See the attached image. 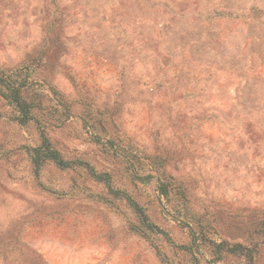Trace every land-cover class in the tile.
<instances>
[{"label": "rangeland", "instance_id": "1", "mask_svg": "<svg viewBox=\"0 0 264 264\" xmlns=\"http://www.w3.org/2000/svg\"><path fill=\"white\" fill-rule=\"evenodd\" d=\"M6 82L0 264H104L73 213L129 264H264V0H0Z\"/></svg>", "mask_w": 264, "mask_h": 264}, {"label": "crops", "instance_id": "2", "mask_svg": "<svg viewBox=\"0 0 264 264\" xmlns=\"http://www.w3.org/2000/svg\"><path fill=\"white\" fill-rule=\"evenodd\" d=\"M34 191L40 197L43 196L40 189H35ZM51 192L52 190H47L44 194L51 196ZM58 216L60 217L57 218V221H61L62 224L57 228V231H60V234L70 232V237H78L79 240L73 242V247H78V254L84 256V258L90 256L89 258L93 259V262L102 259L105 254H109L104 264H129L133 251L124 253L125 248L120 245L112 249L104 237V231L100 227H86L80 223L81 220L85 219L84 216L76 213L58 214ZM66 221L71 223V225L66 226Z\"/></svg>", "mask_w": 264, "mask_h": 264}, {"label": "trees", "instance_id": "3", "mask_svg": "<svg viewBox=\"0 0 264 264\" xmlns=\"http://www.w3.org/2000/svg\"><path fill=\"white\" fill-rule=\"evenodd\" d=\"M2 84V83H1ZM3 87L5 90L0 89V93L2 96L7 98L9 101V104L12 106V109L14 110V118L17 119L20 123L27 122L30 118V112L28 110L27 104L25 100L22 99L19 89L20 84L15 85L11 82H6L3 84ZM32 151L35 153L33 157V161L35 165H39L41 162L47 159L53 160L55 163H57L60 167H68L70 162L63 159L59 152L52 148L49 145V142L47 141V138H43V141L40 145L33 147ZM161 185V184H160ZM163 186H160L161 194H166V190L162 189ZM136 210L139 211L140 214L144 215L142 213V210L139 209V207H136ZM145 216V215H144ZM216 247L218 249H221L222 251L231 252L234 253L237 249L243 250L246 249V247L242 244L235 243L231 246H228V244L225 241L220 242H214ZM248 255V254H247ZM251 255L250 258L251 259ZM251 264V262H249Z\"/></svg>", "mask_w": 264, "mask_h": 264}]
</instances>
